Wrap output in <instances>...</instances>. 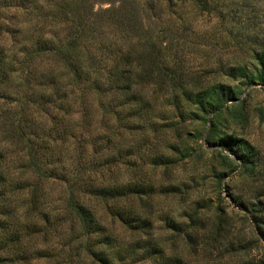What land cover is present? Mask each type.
Returning a JSON list of instances; mask_svg holds the SVG:
<instances>
[{
  "label": "rangeland",
  "instance_id": "1",
  "mask_svg": "<svg viewBox=\"0 0 264 264\" xmlns=\"http://www.w3.org/2000/svg\"><path fill=\"white\" fill-rule=\"evenodd\" d=\"M133 46L159 49L188 87L199 89L223 82L236 87L238 97L229 101L221 114L194 107L181 115L167 97L173 88L154 87L159 101L147 111L150 118L145 122L144 114L130 113L118 95H99L87 89L91 91L87 107L93 111L91 131L109 133L111 125L114 131L127 129L123 139H115L106 149L115 155L123 153L122 159L131 157L130 169L119 164V179L154 187L151 199L146 201L148 194L142 197L143 204H151V233L166 243L168 253L181 255L184 264H262L264 241L254 214L264 216V86L233 76L232 68L242 65L252 70L256 52L264 51V0H0V52L6 48L5 53L20 62V70L2 90L14 102L0 99V151L13 155L24 148L20 137L8 135L16 102L41 97L38 82L46 74L60 71L68 51L74 56L72 60L94 61L104 69L120 59L118 51ZM97 79L103 89L108 85L105 74H98L94 81ZM111 105L116 107L112 116ZM87 107L77 104L67 119L79 121ZM130 116L137 118L132 119L133 129L126 128ZM45 118L42 115L41 119ZM156 127L161 131L156 132ZM86 132L80 127V140L88 137ZM226 137L244 139L253 146L254 168L245 166L223 146ZM70 141L59 140L57 151L64 156L61 168L72 173L76 171L72 162L79 142ZM172 144L187 147L188 155L180 156ZM10 153L7 161L15 178L9 180L21 179V155ZM23 177L33 181L38 173L32 171ZM48 185V210H61L67 199L66 185L60 180ZM22 192L12 198L13 218L17 220L23 219ZM100 211L105 214L106 210ZM173 222L187 224L188 231H175L170 227ZM113 228L127 255L129 242L139 233L119 221ZM42 240L33 242L41 247L49 245ZM52 244L61 248L57 240ZM68 247L59 259L35 258L29 264H65ZM143 256L138 252L124 264H151ZM78 259L72 264H100L91 258Z\"/></svg>",
  "mask_w": 264,
  "mask_h": 264
},
{
  "label": "trees",
  "instance_id": "2",
  "mask_svg": "<svg viewBox=\"0 0 264 264\" xmlns=\"http://www.w3.org/2000/svg\"><path fill=\"white\" fill-rule=\"evenodd\" d=\"M6 51L3 48L0 52V93L4 95L0 94V99L5 98L13 103L11 97L2 90L9 79L20 70V62L19 59L16 61L15 56L6 54ZM161 53L154 47L142 49L133 46L118 51L120 59L103 69L94 61L86 63L72 60L71 57L74 56L68 51L70 59L64 56L65 63L62 62L60 71L46 74L38 82L42 88L38 91L41 97L30 98L25 103L16 102L17 108L12 111L15 117L9 122L11 130L8 135L12 138L20 137L24 148L14 151L13 155L5 149L0 151L1 264H29L35 258L59 259L63 249L68 246L67 258L62 262L65 264H72L75 258H91L100 264H124L127 260L135 259L138 252L151 261V264H184L181 255L168 253L166 243L151 233L153 221L148 218L152 214L149 209L151 204H143L142 197L148 194L146 201L151 199L150 193L154 187L149 188L146 182L140 185L133 179L122 182L119 179L118 166L122 164L129 168L132 165L131 157L122 159L123 153L115 155L106 150L115 139H123L127 129L122 131L119 130L122 127H118V131H114V125H111L109 133L91 131L93 111L91 107H87L88 93L91 92L87 89L96 91L99 95H118V100L130 109V113L136 116L144 114V121L147 122L150 118L147 111L152 109V105L160 97L158 93H154V87L173 88L167 97L173 100V106L181 115L194 107L202 112L219 113L229 101L238 97V89L223 82H212L199 89L188 87L186 82L177 78L175 68H170L168 60ZM255 59L252 70L247 66H235L232 68V75L264 86V51H257ZM23 62L28 63L27 59ZM94 73L97 74L96 78L101 73L106 75L108 85L104 89L102 81H94ZM88 85L94 88H89ZM77 104L83 109L86 106L87 109L81 112L77 119L79 121L67 119V114L73 115ZM99 106L102 108V101H99ZM31 107L34 111L29 113ZM110 108L112 116L116 107L111 105ZM42 115L47 118L42 120ZM133 118L130 116L127 119L126 128L133 129ZM134 119L137 121L136 117ZM80 127L89 133L83 140L79 139ZM156 130L161 131L157 127ZM82 135L84 136L83 133ZM59 140L64 143L69 140L79 142L78 151L73 157L74 161H78L72 162L73 170L76 171L72 173L60 166L64 156L57 151ZM223 146L240 158L245 166H256L255 150L248 141L226 137ZM170 147L180 153V156L188 155L187 147L181 148L176 144ZM8 153L12 156L21 155V179L9 180L15 177H12L13 172L7 161ZM32 171L38 173V179L29 181L23 177ZM57 180L66 185L67 199L61 210L51 212L47 208L51 199V193L47 189L50 188V182ZM20 190L25 191L22 192L23 219L17 220L13 218L12 198ZM102 208H105V214L101 213ZM252 210L256 208L253 207ZM107 217L113 222H108ZM254 219L258 233L264 241V216L256 213ZM118 221L125 228L139 233L137 239L129 242L131 246L127 248V255L122 250V240L114 232L113 223ZM186 225L173 222L170 227L177 232H185L189 228ZM38 238H43L42 241L49 245L41 247L34 243L33 240ZM54 240L60 243L62 249L52 244ZM78 243L79 245L73 246ZM69 257L71 262L68 261Z\"/></svg>",
  "mask_w": 264,
  "mask_h": 264
}]
</instances>
